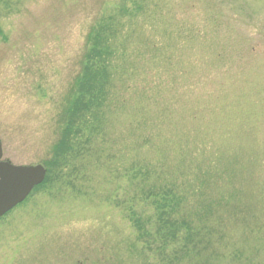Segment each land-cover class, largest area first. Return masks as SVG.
Masks as SVG:
<instances>
[{"label":"rangeland","instance_id":"rangeland-1","mask_svg":"<svg viewBox=\"0 0 264 264\" xmlns=\"http://www.w3.org/2000/svg\"><path fill=\"white\" fill-rule=\"evenodd\" d=\"M0 142L46 170L0 218V264H264V0H0ZM164 190L185 226L162 244Z\"/></svg>","mask_w":264,"mask_h":264},{"label":"trees","instance_id":"trees-1","mask_svg":"<svg viewBox=\"0 0 264 264\" xmlns=\"http://www.w3.org/2000/svg\"><path fill=\"white\" fill-rule=\"evenodd\" d=\"M111 26L107 23H103L90 35V46L85 58V64L83 65L82 81L74 87V90H93V96L89 99L91 105L100 103L103 98V90L105 84L108 83L109 73L111 69L107 67L109 65L110 58L114 57L113 43L114 31L110 30ZM111 31V32H110ZM83 82V83H82ZM101 98V99H100ZM88 112V119L94 116V113ZM154 202L157 208V219L160 221L163 231L162 244L174 242L177 233L180 228L185 226L174 216L176 214L175 209L179 206V201L175 193L171 190H164L157 195H153ZM139 219H137L138 221ZM140 236L147 235L146 230L141 224H138ZM148 236V235H147ZM177 255L178 251H174Z\"/></svg>","mask_w":264,"mask_h":264},{"label":"water","instance_id":"water-1","mask_svg":"<svg viewBox=\"0 0 264 264\" xmlns=\"http://www.w3.org/2000/svg\"><path fill=\"white\" fill-rule=\"evenodd\" d=\"M45 174L41 165L14 166L0 162V217L21 203L35 186L42 183Z\"/></svg>","mask_w":264,"mask_h":264}]
</instances>
